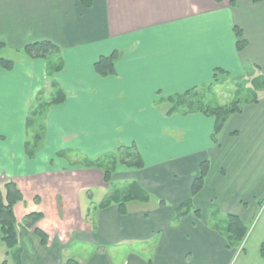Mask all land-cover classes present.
Returning <instances> with one entry per match:
<instances>
[{
	"label": "crops",
	"instance_id": "1",
	"mask_svg": "<svg viewBox=\"0 0 264 264\" xmlns=\"http://www.w3.org/2000/svg\"><path fill=\"white\" fill-rule=\"evenodd\" d=\"M230 1L93 0L86 9L77 0H0V52L14 55H0L14 65L0 72V185L13 181L26 196L14 207L15 264H230L226 216L247 228L264 202V2ZM234 28L247 42L241 51ZM41 41L59 54L31 59L25 47ZM113 53L115 76L99 77L94 64ZM252 80L262 87L257 102L215 137L212 118L167 114L169 98ZM60 92L65 100L51 104ZM37 105L44 135H32L41 148L31 157L27 116ZM120 147L135 149L143 167L119 158L110 184L102 170L58 156L74 148L94 161ZM203 161L209 170L192 195ZM120 181L137 183L148 201L124 213L116 204L81 207V192ZM186 202L189 212L177 216ZM73 208L86 209L81 228L69 218ZM31 213L43 215L35 227L45 244L23 223Z\"/></svg>",
	"mask_w": 264,
	"mask_h": 264
},
{
	"label": "trees",
	"instance_id": "2",
	"mask_svg": "<svg viewBox=\"0 0 264 264\" xmlns=\"http://www.w3.org/2000/svg\"><path fill=\"white\" fill-rule=\"evenodd\" d=\"M82 7L89 9L92 7L93 0H77ZM252 3H261L264 0H249ZM230 5L234 6V0L230 1ZM234 34L236 38V46L237 50H243L247 42L243 38L241 30L238 28H234ZM2 44H0V50L2 49ZM25 53L31 59H45L49 60L51 57L59 54V49L48 41L35 42L25 47ZM118 54L113 53L107 57H100L96 63L94 64V70L96 74L101 78H107L115 76L114 65L118 60ZM13 62L0 58V72L1 71H10L13 68ZM61 70V64H57L52 68V71L59 72ZM217 74H215L216 76ZM251 83V92L252 96H248L246 100L241 101L239 99L234 100L229 105L221 106V107H209L204 105L202 102L191 101L190 96H197L198 93L196 91L187 92L184 95L175 96L173 98L167 99V102L170 104V109L168 111V115L180 114L183 116L192 115V114H200L207 118H212L214 121L213 135L215 137L220 133L227 119L234 114H239L242 111V108L246 104L257 102V92L262 89V87H257V81L252 80ZM219 83L215 80V83ZM65 100V96L62 92L58 94V96L51 102V104H60ZM32 115H39L38 111H34ZM38 140V139H37ZM35 144L33 145V147ZM126 148L120 147L116 150V153L119 155L120 152L125 150ZM115 153V154H116ZM99 159L95 161H89L86 163V167H96L99 170H102L104 176L105 184H110L112 171L103 168L101 165H97ZM116 163H119V160H116ZM121 164L128 166L133 169H141L143 167V162L139 156V153L135 149L127 148L126 155L123 157V160H120ZM209 170L208 161H203L199 165V172L197 177L194 179L191 194H197L203 187L204 179ZM119 191H115L109 199L104 200L100 203V209L109 207L112 204H116L119 208L120 213H124L126 210V204L130 202H147L148 196L147 194L139 187V185L135 182H132L128 185V187L121 192L120 196H117ZM117 196V197H116ZM22 194L18 189L17 185L13 181H8L0 185V242L4 244L7 249L6 256L13 254L18 257L21 254V251L18 248V240H17V225L16 218L14 214V207L22 201ZM190 202H186L177 208V216L186 215L189 212ZM43 215L40 213H31L27 215L23 223L27 228L33 229L36 236L39 238L41 244H45L47 236L35 226L37 222L42 220ZM226 231L228 234V244L230 245V241H235L241 243L247 234V228L240 221L237 216L228 215L226 216ZM262 252H264V243L262 244ZM19 259V258H18ZM6 264V261L3 262ZM66 264H77L76 262L69 260Z\"/></svg>",
	"mask_w": 264,
	"mask_h": 264
},
{
	"label": "rangeland",
	"instance_id": "3",
	"mask_svg": "<svg viewBox=\"0 0 264 264\" xmlns=\"http://www.w3.org/2000/svg\"><path fill=\"white\" fill-rule=\"evenodd\" d=\"M0 55L6 58L14 57L13 54L5 51H1ZM234 84H236L237 86L235 87ZM251 91H252L251 86H249V84H247L246 82L233 81L232 83L229 82V84H226L225 86L224 85L218 87L214 86L211 90H209V92L205 90H199L197 91L198 95L197 96L192 95L190 96V99L193 102L200 101L204 105L209 107H221V106L229 105L230 103H232L234 100L237 99L241 101L246 100L248 96H252ZM45 96H44L45 101H49L50 99L53 98L49 96V94ZM37 107L38 105L32 110H30L27 116L29 119V121L27 122V129H26V136L28 140L27 149L30 150L31 157H34L35 154L34 152H36L39 148H41L40 142H38V140H37V144L33 147L35 141L33 138L34 136L32 135H34L35 133L40 135L39 140L43 137L42 135H44V131H40L38 126L39 124H41L42 127H44L43 114L41 116L38 115L39 117L37 120H35L32 115V113L37 109ZM37 111L38 113H40V109H38ZM37 122L38 124L36 125ZM63 153H65V155L68 154V156H70L71 158L74 159L76 158L77 161L74 164L78 163L81 164L83 168L98 170L96 167H86L85 164L89 163L90 160L86 159L85 155L80 153V150H74V148H71L66 153L65 149H62L58 156L60 157V155H62ZM115 153L116 151L107 154L103 153V155L101 154L97 162V165H101L103 168L108 169L109 171H113L115 169L114 164L116 163V160L119 158H123L124 155H126V151L124 153L120 152L119 155ZM72 161L73 159L69 160L70 163ZM75 168L77 169V167H74L72 169ZM112 179L117 180L118 177L117 176L115 178L112 177ZM128 184L130 183L125 181H120L114 183L113 184L114 186H112L111 189L109 190L94 186L92 187L91 192L88 193L81 192L78 196L81 203V207L90 204H92V206H98L102 201L109 199L110 196L117 190L119 191V194H117V196H120L121 195L120 193L123 192L128 187ZM73 186L79 187L78 185H73ZM21 194L22 196H24L23 200L21 201V204H24L25 202L24 199H26V196L24 192H22ZM92 194L94 198L90 203L87 197H90V195ZM65 195H67L66 197L67 200L75 204L76 202L75 193L68 194L67 192ZM151 200H152L151 202H154L156 199L152 197ZM54 201L58 202L59 200L57 198L55 199L51 198L50 205H52ZM85 210H86L85 208L79 210L80 215L78 214V210L76 208L75 209L73 208L70 212L68 211L69 212L68 215H70L69 217L70 220H72V222H75L76 225L79 226L80 228L83 226L82 223L83 221L81 218L83 219L85 218ZM221 228L222 226H219V229ZM221 233L223 232L221 231ZM229 243L231 248L235 249V255L233 256L230 264H264V252H262V244L264 243V202L263 204H261V208L253 218L252 222L247 226V234L245 239L241 243L235 241H230ZM6 252H7L6 247L4 246L3 243L0 242V264H2V262L4 261H6L7 264H15L16 261L15 256L11 254L8 257H6Z\"/></svg>",
	"mask_w": 264,
	"mask_h": 264
}]
</instances>
